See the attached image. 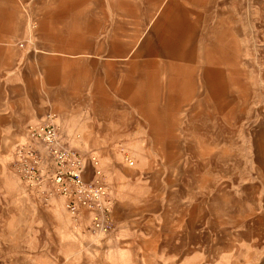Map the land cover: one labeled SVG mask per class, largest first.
I'll return each instance as SVG.
<instances>
[{
	"label": "rangeland",
	"instance_id": "obj_1",
	"mask_svg": "<svg viewBox=\"0 0 264 264\" xmlns=\"http://www.w3.org/2000/svg\"><path fill=\"white\" fill-rule=\"evenodd\" d=\"M54 1L31 0V37L10 46L65 55L79 106L42 122L98 157L117 223L83 248L31 231L48 206L11 169L26 127L0 124V264H264V0ZM166 220L178 231H133Z\"/></svg>",
	"mask_w": 264,
	"mask_h": 264
},
{
	"label": "crops",
	"instance_id": "obj_2",
	"mask_svg": "<svg viewBox=\"0 0 264 264\" xmlns=\"http://www.w3.org/2000/svg\"><path fill=\"white\" fill-rule=\"evenodd\" d=\"M50 1L51 4L53 3L52 10H57L54 7L55 1ZM195 1L192 0L190 4H196ZM39 6L34 2L31 3V0H0V124L4 129L10 126L13 132H19L29 124H41L45 114L52 108L60 115L61 112L63 114L62 109L78 107L77 92H82L83 89L82 86L77 88L68 85L69 63L65 55L51 51L31 53V49L26 52L16 51L10 46L16 40L31 37L26 18ZM166 14L167 10L163 13V17ZM176 14H184L183 9L178 10ZM70 66L77 65L70 63ZM69 91L75 92V98L69 97ZM71 113L77 114L76 111ZM64 124L70 125L66 121H58V134L67 144L66 139L72 136L75 127L72 125L71 130ZM39 206L35 204V211L31 209V231H65V235L69 238L71 232L72 237L79 240L76 244H82L81 248L85 244L91 245L97 241L96 237L88 234V214L83 213L85 220L77 225L68 219L69 216L62 209L60 199H53L48 207ZM149 209L154 210V205ZM179 211L194 217V206L190 209L189 205L186 207L182 205L178 208ZM127 218L128 215L124 213L119 223L121 229L118 231H131L132 223ZM150 220L154 221L152 218ZM181 220L175 222L176 226H179ZM151 221L141 222L140 229L133 231H143L141 227L146 231H178L177 227L171 225L168 220L164 230L162 226L159 230H155ZM115 222L117 223V217ZM81 231L87 233L82 234ZM67 240L69 242V239Z\"/></svg>",
	"mask_w": 264,
	"mask_h": 264
},
{
	"label": "built area",
	"instance_id": "obj_3",
	"mask_svg": "<svg viewBox=\"0 0 264 264\" xmlns=\"http://www.w3.org/2000/svg\"><path fill=\"white\" fill-rule=\"evenodd\" d=\"M25 134L27 140L15 147L11 163L20 182L37 195L43 206L56 198L62 200L63 208L77 225L85 220L83 213L88 214L90 234H111L115 228L113 201L98 157H86L65 144L52 115L41 124L27 125ZM33 142L42 145L46 156Z\"/></svg>",
	"mask_w": 264,
	"mask_h": 264
}]
</instances>
